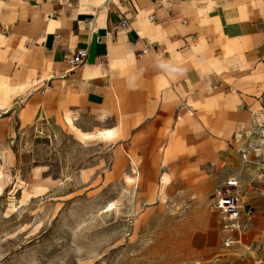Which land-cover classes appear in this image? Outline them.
I'll return each instance as SVG.
<instances>
[{
    "label": "crops",
    "instance_id": "crops-1",
    "mask_svg": "<svg viewBox=\"0 0 264 264\" xmlns=\"http://www.w3.org/2000/svg\"><path fill=\"white\" fill-rule=\"evenodd\" d=\"M57 8L0 0V145L13 119L114 144H152L181 120L227 112L237 136L262 127L264 0H188L170 18L148 0H67L56 17ZM78 49L87 59L70 70ZM242 203V231L216 264H264V191L242 186Z\"/></svg>",
    "mask_w": 264,
    "mask_h": 264
},
{
    "label": "rangeland",
    "instance_id": "rangeland-1",
    "mask_svg": "<svg viewBox=\"0 0 264 264\" xmlns=\"http://www.w3.org/2000/svg\"><path fill=\"white\" fill-rule=\"evenodd\" d=\"M148 1L164 18L188 6ZM232 116L181 120L152 144L13 119L0 145V264L218 263L233 235L216 194L234 176L244 195L264 191V123L237 136Z\"/></svg>",
    "mask_w": 264,
    "mask_h": 264
},
{
    "label": "built area",
    "instance_id": "built-area-1",
    "mask_svg": "<svg viewBox=\"0 0 264 264\" xmlns=\"http://www.w3.org/2000/svg\"><path fill=\"white\" fill-rule=\"evenodd\" d=\"M56 3L59 9L64 6L67 0H52ZM54 9L53 16L59 15V10ZM154 17H151L153 20ZM128 21L123 19L119 22L120 29L128 28ZM147 49H142L139 51L138 55L142 56L147 53ZM88 53L84 49H78L73 53H69L66 56V62L70 70H74L85 63ZM50 81H47L43 86L41 93L45 94L51 89ZM247 155H245L246 157ZM242 185L241 181L237 177H230L224 184V187L218 191L213 202L212 209L219 212L222 221L224 223V231L228 234L235 235L242 231L241 223V210H242ZM232 239L229 238L225 244L230 246L232 244Z\"/></svg>",
    "mask_w": 264,
    "mask_h": 264
},
{
    "label": "bare ground",
    "instance_id": "bare-ground-1",
    "mask_svg": "<svg viewBox=\"0 0 264 264\" xmlns=\"http://www.w3.org/2000/svg\"><path fill=\"white\" fill-rule=\"evenodd\" d=\"M104 3V2H103Z\"/></svg>",
    "mask_w": 264,
    "mask_h": 264
}]
</instances>
